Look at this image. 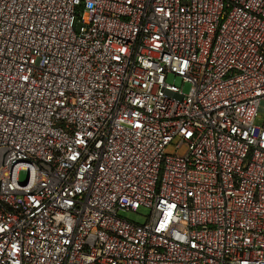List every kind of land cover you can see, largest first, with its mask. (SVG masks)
I'll return each instance as SVG.
<instances>
[{
	"label": "built area",
	"instance_id": "2783aa9c",
	"mask_svg": "<svg viewBox=\"0 0 264 264\" xmlns=\"http://www.w3.org/2000/svg\"><path fill=\"white\" fill-rule=\"evenodd\" d=\"M260 113L264 0H0V264H264Z\"/></svg>",
	"mask_w": 264,
	"mask_h": 264
},
{
	"label": "rangeland",
	"instance_id": "374dc122",
	"mask_svg": "<svg viewBox=\"0 0 264 264\" xmlns=\"http://www.w3.org/2000/svg\"><path fill=\"white\" fill-rule=\"evenodd\" d=\"M167 82L174 84L175 86H177L178 88L182 89L184 94H188L190 92L191 89V84L189 82L183 81V79L179 76H175L173 74L169 75L167 78ZM264 117L263 113H260L257 123L260 122ZM178 140H175L173 144H176ZM184 151V148L180 149V153ZM175 153V148L173 147V145L168 146V148L166 149V154H174ZM25 177V175H22V179ZM149 209L145 208V207H141L136 211H121L119 213V215L123 218H126L134 223L137 224H143L147 221L148 216H149Z\"/></svg>",
	"mask_w": 264,
	"mask_h": 264
}]
</instances>
